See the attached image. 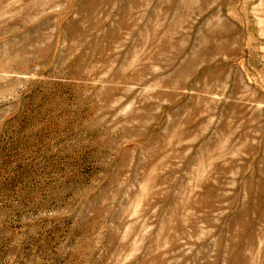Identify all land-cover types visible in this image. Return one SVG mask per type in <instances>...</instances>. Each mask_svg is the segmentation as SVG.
I'll return each instance as SVG.
<instances>
[{"label": "rangeland", "instance_id": "rangeland-1", "mask_svg": "<svg viewBox=\"0 0 264 264\" xmlns=\"http://www.w3.org/2000/svg\"><path fill=\"white\" fill-rule=\"evenodd\" d=\"M0 264H264V0H0Z\"/></svg>", "mask_w": 264, "mask_h": 264}]
</instances>
